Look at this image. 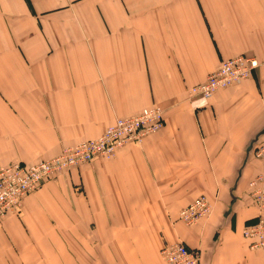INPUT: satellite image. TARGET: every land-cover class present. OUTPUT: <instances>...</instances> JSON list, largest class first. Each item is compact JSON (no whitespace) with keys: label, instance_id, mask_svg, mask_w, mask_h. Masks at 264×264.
<instances>
[{"label":"crops","instance_id":"0c3cea01","mask_svg":"<svg viewBox=\"0 0 264 264\" xmlns=\"http://www.w3.org/2000/svg\"><path fill=\"white\" fill-rule=\"evenodd\" d=\"M242 54L259 63L252 76L191 99ZM152 106L163 129L4 218L0 264H165L174 242L202 264H264L242 235L263 172L264 0H0V165L52 159ZM200 196L212 211L184 224Z\"/></svg>","mask_w":264,"mask_h":264},{"label":"built area","instance_id":"2783aa9c","mask_svg":"<svg viewBox=\"0 0 264 264\" xmlns=\"http://www.w3.org/2000/svg\"><path fill=\"white\" fill-rule=\"evenodd\" d=\"M258 66L257 59L246 54L227 59L203 83L190 89V95L193 99L209 101L218 90L252 76ZM165 122V114L160 108L146 107L134 116L117 119L99 138L66 148L55 158L34 164L14 162L0 166V233L4 218L16 213L26 196L98 157L112 159L120 148L140 144L146 137L159 132ZM254 156L263 166V172L250 182L256 222L247 224L242 235L250 249L257 250L264 247V141L255 148ZM211 211L209 200L200 196L180 212L179 220L186 225H195ZM160 253L165 264H202L199 251L183 242L167 244Z\"/></svg>","mask_w":264,"mask_h":264},{"label":"rangeland","instance_id":"374dc122","mask_svg":"<svg viewBox=\"0 0 264 264\" xmlns=\"http://www.w3.org/2000/svg\"><path fill=\"white\" fill-rule=\"evenodd\" d=\"M188 92H189V91H188ZM189 94H190V92H189ZM191 99L194 100L192 96H191ZM152 107H158V108H160L159 106H152ZM160 109L162 110V108H160ZM162 111H163V110H162ZM163 112H164V111H163ZM132 116H134V115H132ZM129 117H130V116H129ZM120 118H123V117H120ZM117 119H119V118H117ZM117 119H116V120H117ZM116 120L112 121V122L107 126V128H108L111 124H113ZM107 128H106V129H107ZM101 136H102V135H101ZM87 141H88V140H87ZM84 142H85V141H84ZM81 143H83V142H81ZM81 143H79V144H81ZM79 144H77V145H79ZM75 146H76V145H75ZM71 147H74V146H71ZM67 148H70V147H67ZM65 149H66V148H65ZM65 149H64V150H65ZM64 150H63V151H64ZM63 151H62V153H63ZM62 153H61V154H62ZM59 155H60V154H59ZM59 155H58V156H59ZM56 157H57V156H56ZM54 158H55V157H54ZM113 158H114V157H113ZM96 159H97V158H96ZM41 160H47V159H40V160H37V161H35V162L37 163V162H39V161H41ZM107 160H108V159H107ZM29 164H30V163H29ZM33 164H34V163H33ZM0 166H5V165H0ZM52 181H53V180H52ZM49 182H51V181H49ZM49 182H48V183H49ZM248 244H249V243H248ZM249 246H250V245H249ZM249 248H250V247H249ZM160 252H161V250H160Z\"/></svg>","mask_w":264,"mask_h":264},{"label":"bare ground","instance_id":"6f19581e","mask_svg":"<svg viewBox=\"0 0 264 264\" xmlns=\"http://www.w3.org/2000/svg\"><path fill=\"white\" fill-rule=\"evenodd\" d=\"M165 121H166V120H165ZM165 123H166V122H165ZM165 123H164V126H165ZM164 126H163V128H164ZM163 128H162V129H163ZM146 138H147V137H146ZM116 154H117V152H116ZM116 154H115V156H116ZM115 156H114V157H115ZM98 158H103V157H98ZM105 159H106V158H105Z\"/></svg>","mask_w":264,"mask_h":264}]
</instances>
